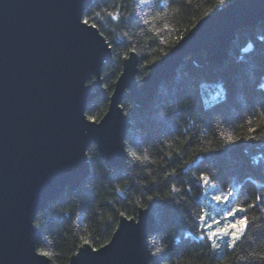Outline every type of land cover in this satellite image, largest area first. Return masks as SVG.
<instances>
[{
    "label": "trees",
    "instance_id": "16d2710c",
    "mask_svg": "<svg viewBox=\"0 0 264 264\" xmlns=\"http://www.w3.org/2000/svg\"><path fill=\"white\" fill-rule=\"evenodd\" d=\"M232 1L94 0L83 19L105 36L113 61L102 68L107 95L94 98L86 116L98 121L105 114L123 59L132 49L141 82L150 66L168 55L200 18ZM249 42L251 47L245 50ZM262 86L264 20L236 32L223 63L199 64L188 54L149 101L125 96L121 105L130 125L125 141H142L139 148L129 149L139 159L132 162L127 153L123 167L109 168L96 148L90 147L86 178L35 216L40 230L37 250L52 254L50 264H68L81 245H104L120 217L136 216L139 208H146L141 205L152 203L149 196L159 195L168 197L169 203L151 211L149 264H264ZM178 93L191 97L187 110L175 102ZM201 173L212 178L214 190L197 183ZM229 192L235 194L229 202L212 199ZM237 205L247 209L246 234L235 248L226 246L228 237L217 239L220 248H214L207 232L232 222L227 212ZM205 211L219 221L212 229L199 221ZM156 248L163 249V256H151Z\"/></svg>",
    "mask_w": 264,
    "mask_h": 264
},
{
    "label": "water",
    "instance_id": "95a60500",
    "mask_svg": "<svg viewBox=\"0 0 264 264\" xmlns=\"http://www.w3.org/2000/svg\"><path fill=\"white\" fill-rule=\"evenodd\" d=\"M93 1L0 0V264H49L36 250L34 218L88 175V145H98L107 166L126 164L123 97L149 101L187 54L199 64L223 63L236 31L264 18V0H234L203 16L141 82L130 52L106 113L94 121L85 109L105 94L101 70L113 56L99 29L83 23ZM153 220L148 208L120 217L107 243L81 245L68 264H149Z\"/></svg>",
    "mask_w": 264,
    "mask_h": 264
},
{
    "label": "snow or ice",
    "instance_id": "6c2138e0",
    "mask_svg": "<svg viewBox=\"0 0 264 264\" xmlns=\"http://www.w3.org/2000/svg\"><path fill=\"white\" fill-rule=\"evenodd\" d=\"M83 23L87 26L88 21L84 20ZM95 27V25H93ZM110 46V45H109ZM133 52H135V49H132ZM264 87V86H262ZM177 105L185 110H187L191 103V97L187 93H178L177 99L175 100ZM123 107V105H121ZM89 120H94V117H87ZM232 142H235L234 140ZM142 144V141L140 139H134L132 140V143L129 144L128 141L124 142V151L125 153H128V159L132 162H135L136 159H139V157L135 156L134 152H129V149L133 146L139 148ZM197 183L202 184L206 189L214 190L215 185L212 183V178L207 173H201V175L197 178ZM178 191V190H176ZM234 193L229 192L227 195H216L212 197L213 200L217 202H229L230 199L234 198ZM174 199V197L172 198ZM257 199H261L260 197H257ZM149 201H152L150 205H141V207H146L149 209V212L164 208L169 203L168 197H161L159 195L156 196H149ZM254 205H250L252 207ZM237 213H241L242 215L237 217ZM247 209L243 208L239 205L236 207L231 208L227 212V217H232V222L227 223L224 225V227H216L214 230H209L207 232V238L212 241V246L216 249L220 248V244H218L216 241L217 239L223 240L224 237H228L229 239L225 241V244L227 247L235 248L238 244V242L242 239V237L246 234L247 229L249 227V220L247 216ZM225 217V218H227ZM128 219H132V217H128ZM208 220H211L212 223H207ZM199 221L203 224V227L205 229H212V224H219V221L215 220V218L211 217L210 213L205 211L202 215L199 217ZM41 221L39 219L36 220V224L39 225ZM203 239V237H201ZM98 250H93L91 248L85 249V252H93ZM163 256V249L162 248H156L155 251L151 252L152 257H157V255ZM41 256L44 257H50L52 254L50 252L41 251Z\"/></svg>",
    "mask_w": 264,
    "mask_h": 264
},
{
    "label": "bare ground",
    "instance_id": "6f19581e",
    "mask_svg": "<svg viewBox=\"0 0 264 264\" xmlns=\"http://www.w3.org/2000/svg\"><path fill=\"white\" fill-rule=\"evenodd\" d=\"M84 20V19H83ZM89 23V22H88ZM92 24V23H91ZM94 25V24H93ZM108 42V41H107ZM108 44H109V42H108ZM110 45V44H109ZM110 48H111V46H110ZM112 61H113V57H112ZM110 64V63H109ZM109 64H104L103 66H102V68L105 66V65H109ZM204 64H207V63H204ZM208 65V64H207ZM122 67H123V65H122ZM177 71V70H176ZM94 78V77H93ZM101 78H102V70H101ZM118 78V77H117ZM94 80L92 79V80H90V81H88L87 83H86V85H88V84H90V83H92ZM117 81V79L114 81V84H115V82ZM102 83H103V80H102ZM114 84H113V90H112V92H111V94L109 95V98H110V96L112 95V93H113V91H114ZM104 87V86H103ZM105 88V87H104ZM93 91H95V89H93ZM125 94H127L126 93V91H125ZM107 95V90H106V92H105V94H103V95H97V96H106ZM96 96V97H97ZM95 97V98H96ZM94 100V99H93ZM93 100L88 104V105H90V104H92V102H93ZM108 106H109V103H108ZM87 108V107H86ZM108 109V108H107ZM122 109H123V107H122ZM86 110V109H85ZM123 112H124V110H123ZM106 113V112H105ZM125 113V112H124ZM125 115H127V114H125ZM129 118V117H128ZM128 131V130H127ZM127 133V132H126ZM126 136V135H125ZM124 142H125V138H124ZM90 147H95L96 148V150L98 151V153H99V150H98V145L95 143V142H92L90 145H88V147H87V149H86V155H87V151H88V149L90 148ZM99 156H100V154H99ZM87 157H88V155H87ZM101 157V156H100ZM102 158V157H101ZM103 159V158H102ZM104 160V159H103ZM87 161H88V158H87ZM105 162V161H104ZM88 164H89V162H88ZM109 168L110 167H112V166H108ZM89 172H90V166H89ZM89 174V173H88ZM67 190H70V189H67ZM67 190H64L63 192H61L60 194H62V193H64V192H66ZM59 194V195H60ZM37 215V214H36ZM35 225V224H34ZM112 237V236H111ZM111 239V238H110ZM109 239V240H110ZM99 248V247H98Z\"/></svg>",
    "mask_w": 264,
    "mask_h": 264
},
{
    "label": "rangeland",
    "instance_id": "374dc122",
    "mask_svg": "<svg viewBox=\"0 0 264 264\" xmlns=\"http://www.w3.org/2000/svg\"><path fill=\"white\" fill-rule=\"evenodd\" d=\"M233 1H234V0H233ZM233 1H232V2H233ZM230 3H231V2H230ZM85 11H86V10H85ZM83 15H84V14H83ZM200 19H201V18H200ZM261 20H264V18L259 19L254 25H250V26H247V27L255 26V25H256L259 21H261ZM198 21H199V20H198ZM198 21H197V22H198ZM96 27H97V26H96ZM97 28H98V27H97ZM242 28H246V27H242ZM242 28H239L238 30H240V29H242ZM238 30H237V31H238ZM99 31H100V30H99ZM237 31H236V32H237ZM101 34H102V33H101ZM102 35H103V34H102ZM103 36H104V35H103ZM235 36H236V33H235ZM104 37H105V36H104ZM234 38H235V37H234ZM234 38L230 41V46H231V42L234 40ZM105 39H106V38H105ZM179 41H180V40H179ZM179 41H178V42H179ZM178 42H177V43H178ZM177 43H176V44H177ZM176 44H175V45H176ZM230 46H229V50H228V57H227V59L229 58ZM250 47H251V42L247 43L246 46L244 47V49L247 50V49H249ZM172 49H173V48H172ZM128 55H129V54H128ZM128 55H127V56H128ZM187 55H188V54H187ZM127 56H126V57H127ZM185 57H186V56H185ZM184 59H185V58H184ZM227 59H225L224 61H226ZM224 61H223V62H224ZM181 65H182V64H181ZM214 65H215V64H214ZM121 71H122V70H121ZM119 75H120V74H119ZM123 99H124V97L122 98V101H123ZM85 178H86V177H85ZM79 185H80V184H79ZM70 190H73V189H70ZM74 190H75V189H74ZM58 196H59V195H58ZM58 196H57V197H58ZM57 197H56V198H57ZM56 198L52 199L51 201L55 200ZM51 201H49L47 204H49ZM47 206H48V205H47ZM47 206H45V207H47ZM45 207H44V208H45ZM44 208H42L41 210H43ZM143 209H144V208H143ZM41 210H40V211H41ZM40 211H39V212H40ZM137 212H138V211H137ZM136 215H137V214H136ZM134 217H136V216H134ZM34 219H35V218H34ZM153 219H154V215H153ZM153 222H154V220H153ZM153 222H152V225H153ZM118 223H119V221H118ZM117 226H118V224H117ZM151 227H152V226H151ZM116 228H117V227H116ZM150 229H151V228H150ZM115 230H116V229H115ZM113 233H114V232H113ZM148 233H149V232H148ZM39 235H40V230H39ZM112 235H113V234H112ZM147 237H148V235H147ZM38 239H39V237H38ZM38 239H37V241H38ZM36 246H37V243H36ZM147 246H148V241H147ZM36 250H37V248H36ZM148 250H149V249H148ZM37 251H38V250H37ZM38 252H39V251H38ZM76 252H77V251H76ZM40 253H41V252H40ZM48 260H49V259H48ZM149 261H150V257H149ZM49 264H50V262H49Z\"/></svg>",
    "mask_w": 264,
    "mask_h": 264
}]
</instances>
